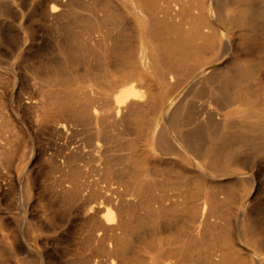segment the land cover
<instances>
[{
    "label": "bare ground",
    "instance_id": "6f19581e",
    "mask_svg": "<svg viewBox=\"0 0 264 264\" xmlns=\"http://www.w3.org/2000/svg\"><path fill=\"white\" fill-rule=\"evenodd\" d=\"M0 264H264V0H0Z\"/></svg>",
    "mask_w": 264,
    "mask_h": 264
},
{
    "label": "rangeland",
    "instance_id": "374dc122",
    "mask_svg": "<svg viewBox=\"0 0 264 264\" xmlns=\"http://www.w3.org/2000/svg\"><path fill=\"white\" fill-rule=\"evenodd\" d=\"M29 131L33 134L34 133V129L33 127L29 126ZM33 141H34V144H35V148L38 149L39 147H41L45 141L44 137L42 135H34L33 137ZM37 168V170H36ZM40 170V166L38 164H35L32 166L31 168V172L33 174H35L37 171ZM33 214H37V211H34ZM78 218L76 215H72L70 217V221L64 223V225L62 226V236L64 237H70V236H75L76 238V234H77V231L79 229V226L77 227V219ZM77 224V225H76ZM77 227V228H76ZM72 228V229H71ZM71 230V231H70ZM75 230V232H74ZM76 239H74V237L72 238V240L69 239V243L72 244L74 243ZM61 244H59V247L62 248L63 246H65L66 244H68V241L67 242H64V239L62 238L61 239ZM60 260H56V262L58 263Z\"/></svg>",
    "mask_w": 264,
    "mask_h": 264
}]
</instances>
